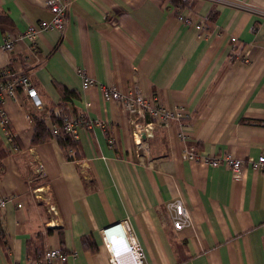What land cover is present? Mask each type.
I'll return each mask as SVG.
<instances>
[{"label":"crops","instance_id":"crops-1","mask_svg":"<svg viewBox=\"0 0 264 264\" xmlns=\"http://www.w3.org/2000/svg\"><path fill=\"white\" fill-rule=\"evenodd\" d=\"M48 1L0 0V45H15L0 49V71L27 75L43 102L19 90L4 105L18 149L0 128V264H45L48 249L70 254L64 264H111L102 234L125 221L148 264H264V169L249 163L264 157V125L249 123L264 121V0H190L182 13L204 31L171 0H58L69 3L65 33L40 32L32 50L23 35L52 19ZM79 70L184 119L157 127L140 154L129 115L84 90ZM51 113L107 130L79 128L81 158L68 161L55 139L33 145L32 116L51 130ZM188 149L196 161L183 160ZM221 156L243 163L240 179L203 162ZM175 203L190 213L182 230Z\"/></svg>","mask_w":264,"mask_h":264},{"label":"built area","instance_id":"built-area-1","mask_svg":"<svg viewBox=\"0 0 264 264\" xmlns=\"http://www.w3.org/2000/svg\"><path fill=\"white\" fill-rule=\"evenodd\" d=\"M48 7L52 14V19L50 21H42L37 26L30 25L23 35V38L31 43L32 50L36 49L40 32L56 30L63 34L67 28L69 3L50 0L48 1ZM178 19L187 26L195 27L199 31L205 30L204 25L194 23L190 15H184L181 12V14L178 15ZM231 41L236 42L237 40L236 38H232ZM0 49L12 53L15 49L14 42L4 41L0 45ZM79 74L82 77V87L84 90L97 88L100 90L101 95L106 102H115L122 106L123 110L130 117V123L134 128L133 134H135L142 142L139 149H143L144 144H146L143 141H148V139L153 136L155 127L164 128L174 120L180 121L184 119L182 109L171 110L163 107L157 102L154 103L147 99L137 89L134 92L125 95L112 86H105L98 83L94 78L82 70H79ZM18 89H22L26 92L36 108H43V102L27 75L6 70L0 71V128L4 131L8 142L11 144H13L12 139L15 134L12 130L8 129V119L4 111V105L7 100L17 102ZM147 116L152 120L149 123H146ZM82 127L88 130H94L97 127L107 130L106 124L89 120L84 114L66 117L62 129L65 133L76 137L77 130ZM51 131H53L54 134H58L60 127H58L57 124H52ZM108 143L112 145L114 143L113 139L108 138ZM182 158L183 160L194 162L198 159V156L194 149H188L184 152ZM203 162L212 166L227 167L231 171L234 179H240L243 176V163L232 156L206 158ZM249 163H251L256 171H263L264 169V157H261L258 160H251ZM37 171L38 175H43V166L40 165ZM6 205L7 200L0 198V211L4 209ZM18 207L21 208L22 204H18ZM174 210V227L176 230H182L191 222L190 213L181 203H175ZM128 229V222L125 221L103 231L102 235L105 238L106 243H108L112 253L111 264H148L143 248L133 237L130 236ZM69 257L70 254L61 250L48 249L41 256L40 261L45 264H64Z\"/></svg>","mask_w":264,"mask_h":264},{"label":"trees","instance_id":"trees-1","mask_svg":"<svg viewBox=\"0 0 264 264\" xmlns=\"http://www.w3.org/2000/svg\"><path fill=\"white\" fill-rule=\"evenodd\" d=\"M171 3L174 4L177 8L176 13L178 15L181 14L182 10L185 8L190 7L191 2L190 0H171ZM63 95V102L67 101L69 98V93L67 91L62 92ZM52 117L54 118V122L57 124L58 127H60V131L58 134H54L53 131L46 128L45 122L43 117L33 115L32 121L34 124V137H33V145H39L42 143L49 142L50 140H57L59 146L61 147L64 156L68 161H76L81 158L80 156V143L71 135L65 133V131L62 129L63 122L66 116H59L57 117L54 115V113H51ZM254 122L256 125H264V121H249ZM8 129L12 130L11 127L8 125ZM13 131V130H12ZM109 133H107L108 135ZM108 138H111L108 135ZM13 145L15 149H18L17 145V137H13ZM8 155V151H6L4 148H1L0 145V159L6 157Z\"/></svg>","mask_w":264,"mask_h":264},{"label":"rangeland","instance_id":"rangeland-1","mask_svg":"<svg viewBox=\"0 0 264 264\" xmlns=\"http://www.w3.org/2000/svg\"><path fill=\"white\" fill-rule=\"evenodd\" d=\"M2 71V70H1ZM36 89V88H35ZM19 90H22V89H18V91ZM18 91H17V94H18ZM22 91H24V90H22ZM25 92V91H24ZM26 93V92H25ZM27 95V94H26ZM29 98V97H28ZM30 99V98H29ZM18 101V100H17ZM32 102V101H31ZM34 105V104H33ZM35 107V106H34ZM36 108V107H35ZM67 117V116H66ZM146 119H148L149 120V122H151L152 120H151V118L149 117V116H147V118ZM148 120H146V121H148ZM157 127H155L154 129H156ZM133 130H134V128H133ZM155 132V131H154ZM15 134V133H14ZM16 136V135H15ZM134 137H137L135 134H133V138ZM75 138V137H74ZM138 138V137H137ZM140 141V140H139ZM144 143H146V144H148L147 143V141H143ZM142 143V142H141ZM140 145L141 144H139V145H136V149H138L139 147H140ZM147 150H148V146H144V149H139V152H140V154H143L144 155V151L145 152H147Z\"/></svg>","mask_w":264,"mask_h":264},{"label":"bare ground","instance_id":"bare-ground-1","mask_svg":"<svg viewBox=\"0 0 264 264\" xmlns=\"http://www.w3.org/2000/svg\"><path fill=\"white\" fill-rule=\"evenodd\" d=\"M139 140L140 139H138L137 137H134L135 145L141 144V141H139Z\"/></svg>","mask_w":264,"mask_h":264},{"label":"water","instance_id":"water-1","mask_svg":"<svg viewBox=\"0 0 264 264\" xmlns=\"http://www.w3.org/2000/svg\"><path fill=\"white\" fill-rule=\"evenodd\" d=\"M116 225H118V224H116Z\"/></svg>","mask_w":264,"mask_h":264}]
</instances>
